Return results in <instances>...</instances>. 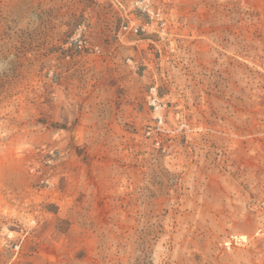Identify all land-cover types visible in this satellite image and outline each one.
Segmentation results:
<instances>
[{
    "label": "rangeland",
    "instance_id": "rangeland-1",
    "mask_svg": "<svg viewBox=\"0 0 264 264\" xmlns=\"http://www.w3.org/2000/svg\"><path fill=\"white\" fill-rule=\"evenodd\" d=\"M0 264H264V0H0Z\"/></svg>",
    "mask_w": 264,
    "mask_h": 264
}]
</instances>
